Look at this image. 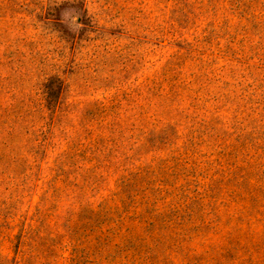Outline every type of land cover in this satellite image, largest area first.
I'll use <instances>...</instances> for the list:
<instances>
[{
  "label": "rangeland",
  "instance_id": "rangeland-1",
  "mask_svg": "<svg viewBox=\"0 0 264 264\" xmlns=\"http://www.w3.org/2000/svg\"><path fill=\"white\" fill-rule=\"evenodd\" d=\"M0 264H264V0H0Z\"/></svg>",
  "mask_w": 264,
  "mask_h": 264
}]
</instances>
